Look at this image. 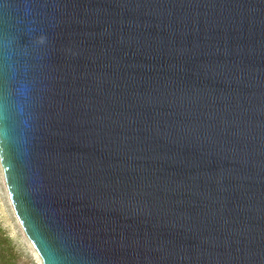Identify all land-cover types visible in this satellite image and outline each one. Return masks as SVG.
Here are the masks:
<instances>
[{
	"label": "water",
	"instance_id": "95a60500",
	"mask_svg": "<svg viewBox=\"0 0 264 264\" xmlns=\"http://www.w3.org/2000/svg\"><path fill=\"white\" fill-rule=\"evenodd\" d=\"M0 161L43 264H264V0H0Z\"/></svg>",
	"mask_w": 264,
	"mask_h": 264
},
{
	"label": "rangeland",
	"instance_id": "374dc122",
	"mask_svg": "<svg viewBox=\"0 0 264 264\" xmlns=\"http://www.w3.org/2000/svg\"><path fill=\"white\" fill-rule=\"evenodd\" d=\"M0 264H43L10 199L0 161Z\"/></svg>",
	"mask_w": 264,
	"mask_h": 264
}]
</instances>
